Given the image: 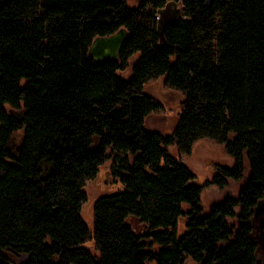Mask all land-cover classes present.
Segmentation results:
<instances>
[{
    "label": "trees",
    "instance_id": "trees-1",
    "mask_svg": "<svg viewBox=\"0 0 264 264\" xmlns=\"http://www.w3.org/2000/svg\"><path fill=\"white\" fill-rule=\"evenodd\" d=\"M170 3L181 15L162 27ZM123 28L118 61L88 57ZM151 88L180 96L169 133L149 126L168 110ZM205 138L233 164L202 186L182 155ZM102 167L118 190L90 235ZM211 186L225 197L204 215ZM263 197L264 0H0V264H264Z\"/></svg>",
    "mask_w": 264,
    "mask_h": 264
},
{
    "label": "rangeland",
    "instance_id": "rangeland-1",
    "mask_svg": "<svg viewBox=\"0 0 264 264\" xmlns=\"http://www.w3.org/2000/svg\"><path fill=\"white\" fill-rule=\"evenodd\" d=\"M127 1L131 8L136 7L140 2V0ZM149 87H157L158 89H161L162 92L167 91L163 85L158 84V82L155 81L151 82ZM158 89L153 91L151 88V93L154 92V96L160 97L161 99L163 98V102L166 104V108H168V110H158L155 112L150 119L149 126L152 130H163L165 133H169L178 121L177 113L181 104H179L180 96L170 93L161 96ZM21 140L22 135L19 133L15 136L13 142L15 145H18ZM182 161L188 164L196 175L192 183L202 186H204L207 181L212 180V175L216 172L219 165L230 166L233 164V158L228 154L225 146L210 138H205L199 141L193 147L189 155L183 154ZM105 165L106 166L104 168L107 169L109 163H106ZM99 174L100 176H98L95 181L88 182L85 188L89 197L88 201L83 205L82 216L83 220L90 228V235H92L94 231V205L96 200L104 194H111L118 190L117 184L107 182L108 178L107 176L105 177L103 167L100 169ZM244 183V180L240 182L231 181L229 191L232 192L233 195L237 196L243 188ZM224 197L225 191L218 189L215 186L205 188L201 202L204 209V215H209L211 207L221 202ZM128 224L137 234L144 235L146 233V226L142 224L140 220L130 218L128 220ZM83 246L92 248V239L88 238L87 242Z\"/></svg>",
    "mask_w": 264,
    "mask_h": 264
},
{
    "label": "water",
    "instance_id": "water-1",
    "mask_svg": "<svg viewBox=\"0 0 264 264\" xmlns=\"http://www.w3.org/2000/svg\"><path fill=\"white\" fill-rule=\"evenodd\" d=\"M212 1L213 0H209V2ZM180 15L181 9H179L175 3H170L163 12L161 26L163 27L172 23L178 19ZM129 35V31L123 28L110 36L97 37L89 48L88 57L96 63L118 61L121 50L125 42L128 40ZM252 214L254 221H256L259 226H262V224H264V197L260 199L257 205L253 208Z\"/></svg>",
    "mask_w": 264,
    "mask_h": 264
},
{
    "label": "flooded vegetation",
    "instance_id": "flooded-vegetation-1",
    "mask_svg": "<svg viewBox=\"0 0 264 264\" xmlns=\"http://www.w3.org/2000/svg\"><path fill=\"white\" fill-rule=\"evenodd\" d=\"M255 223H256V221H255Z\"/></svg>",
    "mask_w": 264,
    "mask_h": 264
}]
</instances>
